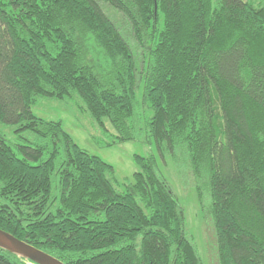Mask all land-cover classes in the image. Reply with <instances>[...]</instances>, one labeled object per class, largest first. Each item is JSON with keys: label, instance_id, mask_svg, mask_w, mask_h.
Returning <instances> with one entry per match:
<instances>
[{"label": "trees", "instance_id": "obj_1", "mask_svg": "<svg viewBox=\"0 0 264 264\" xmlns=\"http://www.w3.org/2000/svg\"><path fill=\"white\" fill-rule=\"evenodd\" d=\"M140 89L159 154L209 175L220 264H264V6L249 0H0V122L35 135L0 136V229L64 264H202L155 156L118 191L111 164L32 111L79 97L112 146L141 136ZM0 264L34 263L0 248Z\"/></svg>", "mask_w": 264, "mask_h": 264}, {"label": "rangeland", "instance_id": "obj_2", "mask_svg": "<svg viewBox=\"0 0 264 264\" xmlns=\"http://www.w3.org/2000/svg\"><path fill=\"white\" fill-rule=\"evenodd\" d=\"M214 3L217 0H213ZM264 6V0H249ZM105 13L120 27L122 34L128 35L129 26L120 13L104 6ZM135 49H133L134 51ZM138 59V51H134ZM138 100L142 108L141 119L143 130L136 140L117 143L113 142V130L103 131L85 110V104L79 97L72 100H58L40 98L32 105L33 113L44 120L61 121L64 129L74 141L90 154L103 159L115 169L113 183L118 191L125 189L126 183L133 180V174L140 170L135 161L136 156H155L158 160L157 171L161 178L166 180L173 195L184 210L186 219V233L195 245L202 264H220L218 242L214 221L210 211V185L207 173H197L192 165H179L169 152L162 157L156 145L146 135L144 129L149 111L143 104V89L138 92ZM18 126L0 122V136L13 147L20 143L19 137L35 139L31 132L18 135Z\"/></svg>", "mask_w": 264, "mask_h": 264}, {"label": "water", "instance_id": "obj_3", "mask_svg": "<svg viewBox=\"0 0 264 264\" xmlns=\"http://www.w3.org/2000/svg\"><path fill=\"white\" fill-rule=\"evenodd\" d=\"M0 248L34 264H64L52 255L0 229Z\"/></svg>", "mask_w": 264, "mask_h": 264}]
</instances>
